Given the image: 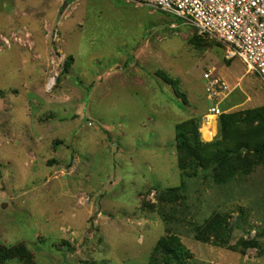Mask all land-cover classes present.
Instances as JSON below:
<instances>
[{"label":"rangeland","instance_id":"rangeland-1","mask_svg":"<svg viewBox=\"0 0 264 264\" xmlns=\"http://www.w3.org/2000/svg\"><path fill=\"white\" fill-rule=\"evenodd\" d=\"M196 36L131 0H0V251L28 255L0 264H151L170 235L191 264H264V154L204 170L176 142L193 121L209 155L260 142L257 122L203 138V72L236 88L224 114L242 119L264 108V83ZM217 214L222 244L197 240Z\"/></svg>","mask_w":264,"mask_h":264},{"label":"built area","instance_id":"built-area-1","mask_svg":"<svg viewBox=\"0 0 264 264\" xmlns=\"http://www.w3.org/2000/svg\"><path fill=\"white\" fill-rule=\"evenodd\" d=\"M190 23L199 36L222 40L230 58H238L247 74L264 83V0H131ZM206 98L213 105L202 117L205 125H218L223 103L236 88L219 76L216 67L203 72ZM53 83V82H52Z\"/></svg>","mask_w":264,"mask_h":264},{"label":"trees","instance_id":"trees-1","mask_svg":"<svg viewBox=\"0 0 264 264\" xmlns=\"http://www.w3.org/2000/svg\"><path fill=\"white\" fill-rule=\"evenodd\" d=\"M201 39L200 36H196ZM68 61V60H67ZM68 65V64H67ZM66 65V66H67ZM224 109V107L222 106ZM257 122L255 129L262 134L263 139L250 146L246 137L241 140H236L237 146L234 149H229L225 152L208 153V146L213 144H205L200 141L198 133V125L193 121L188 124L179 125L177 127L176 142L178 151L182 155L192 156L197 160L198 166L204 170H208L215 165H223L228 162L230 156L239 154L240 148H252V150L260 157L264 154V108L261 110L248 112L242 119L239 115L223 114L219 118V128L222 138H228L233 134L235 128L240 124H253ZM229 226L222 215L217 214L213 219L208 221L201 227H198L195 232V238L203 242H211L214 245L222 244L221 236L226 234ZM264 235V234H263ZM243 252L247 249L258 248L259 243L256 240L241 241ZM28 257L22 246L10 249H2L0 258L2 261H8L14 258L25 260ZM191 253L181 243L177 236H166L162 238L154 249V254L151 258V264H191ZM28 264V259L26 261Z\"/></svg>","mask_w":264,"mask_h":264},{"label":"bare ground","instance_id":"bare-ground-1","mask_svg":"<svg viewBox=\"0 0 264 264\" xmlns=\"http://www.w3.org/2000/svg\"><path fill=\"white\" fill-rule=\"evenodd\" d=\"M214 126H215L214 123H210L204 127L203 138H206L207 140L208 138L213 137V134L215 132Z\"/></svg>","mask_w":264,"mask_h":264},{"label":"crops","instance_id":"crops-1","mask_svg":"<svg viewBox=\"0 0 264 264\" xmlns=\"http://www.w3.org/2000/svg\"><path fill=\"white\" fill-rule=\"evenodd\" d=\"M215 125V124H214ZM206 125H204V127H205ZM218 126V125H217ZM217 126L215 125L214 127H215V129L217 130Z\"/></svg>","mask_w":264,"mask_h":264}]
</instances>
